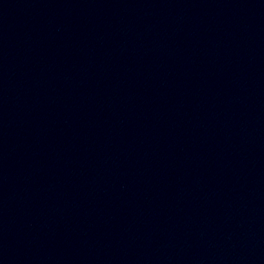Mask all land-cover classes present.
<instances>
[{
    "label": "water",
    "instance_id": "95a60500",
    "mask_svg": "<svg viewBox=\"0 0 264 264\" xmlns=\"http://www.w3.org/2000/svg\"><path fill=\"white\" fill-rule=\"evenodd\" d=\"M0 264H264V0H0Z\"/></svg>",
    "mask_w": 264,
    "mask_h": 264
}]
</instances>
